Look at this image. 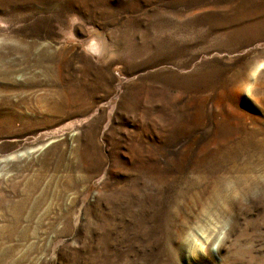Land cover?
Returning a JSON list of instances; mask_svg holds the SVG:
<instances>
[{
	"label": "rangeland",
	"instance_id": "374dc122",
	"mask_svg": "<svg viewBox=\"0 0 264 264\" xmlns=\"http://www.w3.org/2000/svg\"><path fill=\"white\" fill-rule=\"evenodd\" d=\"M0 264H264V0H0Z\"/></svg>",
	"mask_w": 264,
	"mask_h": 264
},
{
	"label": "clouds",
	"instance_id": "9594fccd",
	"mask_svg": "<svg viewBox=\"0 0 264 264\" xmlns=\"http://www.w3.org/2000/svg\"><path fill=\"white\" fill-rule=\"evenodd\" d=\"M219 244H220V240L218 239L216 243L212 245L213 250H215ZM197 246L200 249V251H203V245H200L199 242H197Z\"/></svg>",
	"mask_w": 264,
	"mask_h": 264
},
{
	"label": "bare ground",
	"instance_id": "6f19581e",
	"mask_svg": "<svg viewBox=\"0 0 264 264\" xmlns=\"http://www.w3.org/2000/svg\"><path fill=\"white\" fill-rule=\"evenodd\" d=\"M92 48L94 49V50H96V48L98 49V47L93 43L92 44Z\"/></svg>",
	"mask_w": 264,
	"mask_h": 264
}]
</instances>
